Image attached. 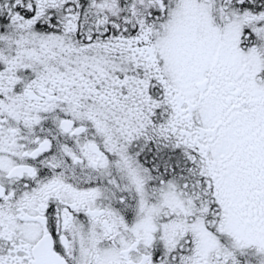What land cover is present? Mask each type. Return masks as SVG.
<instances>
[{"label": "snow or ice", "instance_id": "6c2138e0", "mask_svg": "<svg viewBox=\"0 0 264 264\" xmlns=\"http://www.w3.org/2000/svg\"><path fill=\"white\" fill-rule=\"evenodd\" d=\"M0 264H264V0H0Z\"/></svg>", "mask_w": 264, "mask_h": 264}]
</instances>
